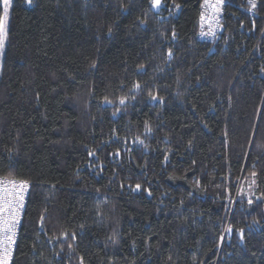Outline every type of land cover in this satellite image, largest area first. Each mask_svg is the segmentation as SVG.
Returning <instances> with one entry per match:
<instances>
[{
	"label": "trees",
	"instance_id": "1",
	"mask_svg": "<svg viewBox=\"0 0 264 264\" xmlns=\"http://www.w3.org/2000/svg\"><path fill=\"white\" fill-rule=\"evenodd\" d=\"M203 3L11 0L12 264H264V0H227L207 40Z\"/></svg>",
	"mask_w": 264,
	"mask_h": 264
},
{
	"label": "snow or ice",
	"instance_id": "2",
	"mask_svg": "<svg viewBox=\"0 0 264 264\" xmlns=\"http://www.w3.org/2000/svg\"><path fill=\"white\" fill-rule=\"evenodd\" d=\"M31 3V0H28ZM251 6L254 8L256 6L255 0H249ZM150 3L153 8L161 7V0H150ZM205 3H208V0H205ZM223 3V0H218L217 4L210 5L213 8L218 10V5ZM9 7L10 0H3V18L0 19V47H3V40L6 36V23L9 15ZM176 8H179L180 5L176 4ZM203 18V17H202ZM111 32V29H109ZM171 55V52H169ZM139 87V85H137ZM156 99L155 96L152 97ZM122 104L124 103V99L122 98L120 101ZM253 176L256 173H252ZM12 187H5L3 189V196H0V264H10L12 258V246L15 244V229L18 224L17 210L22 207V201L24 199V191L28 186V182L21 180L19 183L16 181L9 182ZM139 188V185L136 186ZM249 204L252 203L250 199ZM229 232L232 231L231 227L227 229ZM242 233L243 230H239ZM81 264H83V258H81Z\"/></svg>",
	"mask_w": 264,
	"mask_h": 264
},
{
	"label": "built area",
	"instance_id": "3",
	"mask_svg": "<svg viewBox=\"0 0 264 264\" xmlns=\"http://www.w3.org/2000/svg\"><path fill=\"white\" fill-rule=\"evenodd\" d=\"M227 0H223V3L218 5V10L216 8L211 7L210 5L217 4L218 0H208V3H203V13L200 18V33L199 37L201 39H210L213 38L216 33L218 32L221 24V8L226 3ZM203 17V18H202ZM10 181H16L19 183L21 179H13V178H7V177H0V196H3V189L5 187L11 188L12 185L9 183ZM26 181V180H24ZM28 182V181H27ZM31 191V185L30 182H28V186L26 190L24 191V199L22 201V207L18 208L17 210V217H18V224L16 225V235H15V244L12 246V258L10 261V264L13 263V259L16 252L17 242L20 234V228L22 226L26 206L28 203L29 195Z\"/></svg>",
	"mask_w": 264,
	"mask_h": 264
},
{
	"label": "rangeland",
	"instance_id": "4",
	"mask_svg": "<svg viewBox=\"0 0 264 264\" xmlns=\"http://www.w3.org/2000/svg\"><path fill=\"white\" fill-rule=\"evenodd\" d=\"M3 3V1H2ZM163 5V0H161V7ZM161 7H159L158 9L157 8H153L154 10L158 11L161 9ZM10 8H11V0H10V7H9V15H8V20H7V23H6V32H7V26H8V22H9V16H10ZM5 46H6V36L3 40V47H0V74H1V61H2V57H3V52L5 50Z\"/></svg>",
	"mask_w": 264,
	"mask_h": 264
},
{
	"label": "bare ground",
	"instance_id": "5",
	"mask_svg": "<svg viewBox=\"0 0 264 264\" xmlns=\"http://www.w3.org/2000/svg\"><path fill=\"white\" fill-rule=\"evenodd\" d=\"M1 177V176H0ZM7 178H9V177H7Z\"/></svg>",
	"mask_w": 264,
	"mask_h": 264
},
{
	"label": "crops",
	"instance_id": "6",
	"mask_svg": "<svg viewBox=\"0 0 264 264\" xmlns=\"http://www.w3.org/2000/svg\"><path fill=\"white\" fill-rule=\"evenodd\" d=\"M3 1V0H2Z\"/></svg>",
	"mask_w": 264,
	"mask_h": 264
}]
</instances>
